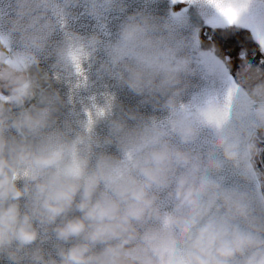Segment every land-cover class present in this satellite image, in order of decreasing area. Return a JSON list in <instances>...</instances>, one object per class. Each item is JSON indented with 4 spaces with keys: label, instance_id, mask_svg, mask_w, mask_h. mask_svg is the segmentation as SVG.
Returning a JSON list of instances; mask_svg holds the SVG:
<instances>
[{
    "label": "clouds",
    "instance_id": "obj_1",
    "mask_svg": "<svg viewBox=\"0 0 264 264\" xmlns=\"http://www.w3.org/2000/svg\"><path fill=\"white\" fill-rule=\"evenodd\" d=\"M231 2H247L241 20L264 31V15L248 19L264 0ZM78 10L93 30L71 26ZM183 32L140 0H10L0 21V264H264V59L241 62L229 109L211 85L231 64ZM78 64L92 66L89 83L56 87L54 76L82 79ZM95 80L124 99L94 96Z\"/></svg>",
    "mask_w": 264,
    "mask_h": 264
},
{
    "label": "snow or ice",
    "instance_id": "obj_2",
    "mask_svg": "<svg viewBox=\"0 0 264 264\" xmlns=\"http://www.w3.org/2000/svg\"><path fill=\"white\" fill-rule=\"evenodd\" d=\"M168 4L170 6H175L177 4L184 5L180 11L170 13L175 21L182 24L183 29L188 33V40L190 44H193L195 48L202 47L197 25L203 23L212 29L225 30L230 29L231 26L237 22H241L243 24L242 29L249 31L250 34H255V41L253 42L257 44L261 55H264V31L257 30L253 23L244 22L241 20V14L248 9L247 2L236 4L232 3L231 0H168ZM205 6H212L215 11H198V9H202ZM190 11L192 12L191 15H189ZM259 15H264V7L253 9L250 13H248V19L254 20ZM3 16V9L0 8V21H2ZM206 38L209 40V42H211L213 39L210 36ZM248 55L249 53L247 49L241 47L235 57L239 63L235 64L234 68L231 69V72H228L227 68H224L222 79L219 82L220 87H216L215 81L212 82V98H223L226 107L229 109L232 107L234 95L240 91V86L234 79L235 73L239 69L241 62L244 59H248ZM225 59L228 63L233 62V57L231 55H228L224 59H221L219 56L218 58L213 57V60H215V62L221 67H223ZM211 63V60H197V64L202 66H207ZM77 75L80 76L85 82L87 81V77L82 65H77Z\"/></svg>",
    "mask_w": 264,
    "mask_h": 264
},
{
    "label": "water",
    "instance_id": "obj_3",
    "mask_svg": "<svg viewBox=\"0 0 264 264\" xmlns=\"http://www.w3.org/2000/svg\"><path fill=\"white\" fill-rule=\"evenodd\" d=\"M9 2H10V0H0V8L3 9L4 17H6L8 12H9ZM140 2L151 4L152 7L154 8V10L157 11L158 13L162 14V15L168 14L170 12H178L184 7V5H182L179 8V5H181V4H177L175 6H170L168 4V0H140ZM132 6L136 7L137 5L134 2ZM191 14H192V12L190 11L189 15H191ZM119 19H120L119 16H116V15L110 17L108 24H106L104 26L105 27V31H104L105 38H108V39L111 38L112 34L115 31L116 25L119 23ZM65 23H67V22H65ZM71 26L75 29H78L81 32H89V31L93 30V28H94V25H93L92 21L88 18V16H86L83 12H81L79 10H78V14L74 15L72 17ZM61 27H64V25L62 24ZM197 29H198V31H200L203 29H212V28L201 23L200 25H197ZM212 30H215V29H212ZM241 30L244 32H247L249 34V36H251L249 31L244 30V29H241ZM183 35L185 38H188V33L185 30L183 32ZM262 57L264 59V55H262ZM84 71H85V74L87 77L86 82L81 79V80H77V81L73 82L69 86L67 81H62L58 77L54 76L53 80L55 82V86L58 88H61L63 90H66V91H71L72 89H79L81 87L86 86L89 83V75L92 73V66L89 65ZM93 84H94V87H92L91 90H92L94 96H96V97L108 100L110 98L115 99L117 96H119L121 99H124L122 94L119 92V90L116 88L114 83H112L111 81L95 80V81H93ZM192 84H193L194 89L202 86V82L197 81V80H193ZM77 85H79V86H77ZM127 99L129 102H133L131 97H127Z\"/></svg>",
    "mask_w": 264,
    "mask_h": 264
},
{
    "label": "trees",
    "instance_id": "obj_4",
    "mask_svg": "<svg viewBox=\"0 0 264 264\" xmlns=\"http://www.w3.org/2000/svg\"><path fill=\"white\" fill-rule=\"evenodd\" d=\"M181 6L179 5V8ZM209 36L213 38L211 42L206 38ZM199 39L203 49L214 47L221 59L231 55L233 57V62L230 63L231 68H234L235 64L239 63L235 57L241 47L247 49L249 53L248 59L253 63L259 64L263 59L257 45L251 40L249 34L242 30L231 28L225 30L203 29L199 31ZM225 62L228 63L226 59Z\"/></svg>",
    "mask_w": 264,
    "mask_h": 264
}]
</instances>
